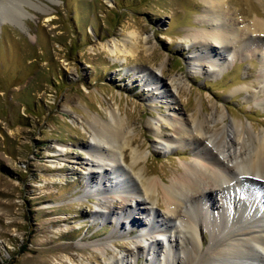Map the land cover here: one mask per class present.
I'll list each match as a JSON object with an SVG mask.
<instances>
[{"label": "rangeland", "instance_id": "374dc122", "mask_svg": "<svg viewBox=\"0 0 264 264\" xmlns=\"http://www.w3.org/2000/svg\"><path fill=\"white\" fill-rule=\"evenodd\" d=\"M9 2L0 10V21L5 20L0 26V264H165L149 242L150 236L158 239L157 230L145 231L134 222L131 232L123 211L114 207L119 195L127 196L123 192L107 188L114 215L93 217L102 210L92 197L98 190L88 189L94 183L85 166L92 143L85 122L95 113L104 117L119 109L137 140L134 147L147 154L137 171L171 179L185 163L202 157L186 145L185 150L170 147L147 127V122L162 124L165 134L174 135L167 104L177 108V119L223 111L225 123L252 125L264 134L258 82L264 74V38L252 34V42L231 53L216 48L222 64L216 71L203 58V68L192 62L202 50L185 39L209 31L199 25L206 10L200 0ZM226 8L227 19L240 30L257 19L264 23L263 0H227ZM131 34L139 35L131 41L138 46L135 56L112 55L109 49ZM143 69L158 83L144 78ZM178 82L179 97L172 88ZM59 150L61 157L55 155ZM120 164L133 176L121 159ZM160 209L154 211L162 215ZM198 231L210 242L209 229ZM195 241L202 251L209 245Z\"/></svg>", "mask_w": 264, "mask_h": 264}, {"label": "bare ground", "instance_id": "6f19581e", "mask_svg": "<svg viewBox=\"0 0 264 264\" xmlns=\"http://www.w3.org/2000/svg\"><path fill=\"white\" fill-rule=\"evenodd\" d=\"M200 1L206 4V10L199 25L209 27V31L188 33L185 38L202 50L198 55L200 58L192 59L199 68H203L200 62L203 58L208 60L211 69L220 70L222 64L217 62L220 54L216 53L220 46L231 53L235 49L242 50L246 41L252 42V34L264 38L263 21L254 20L240 30L229 20L230 16L227 19V0ZM9 3V0H0V10ZM4 22L0 21V26ZM138 39V34H131L121 41V45L115 43L109 50L115 56H135L138 46L131 41ZM222 60L224 62V58ZM158 71L163 75L162 69ZM141 73L144 78L158 83L153 73L145 69ZM258 82L264 93V74H259ZM180 84L172 86L178 97ZM171 97L177 104L178 98ZM167 105L172 112L168 125L174 135L165 134L166 128L162 124L155 127L147 122V127L170 147L185 150L188 146L194 155L199 153L202 157L199 162L185 163L171 179L165 173L147 178V170L137 171L147 154L139 146L134 147L137 140L130 137L129 126L119 109L107 112L104 117L98 113L88 117L85 123L90 126L92 143L87 151L90 159L86 160L85 166L91 169L88 179L94 183L88 189L94 192L96 187L98 190L96 193L100 195L91 196L96 198L97 207L103 212L95 211L93 217L114 215L112 203L106 196L109 188L114 193L119 191L127 195H119L114 207L123 211L121 218L131 223V232L134 222L144 226L145 231L157 230L158 239L150 236L149 242L155 253L164 256L165 264L169 261L172 264H264V134L258 133L252 125L225 123L223 111L215 110L208 118L194 114L177 119L174 117L178 115L177 108ZM55 155L61 157L63 153L59 150ZM120 159L133 176L125 171ZM110 171L118 180L110 175ZM117 181L121 182V187ZM237 188L240 194L235 192ZM155 208H161L162 215L157 214ZM199 227L210 230V242L198 231ZM160 239L164 240L162 245L167 251H162ZM195 239L201 245L209 243L205 251L198 247ZM145 249L142 246L139 252L144 253ZM102 252L106 255L108 249L104 247ZM176 254H181L184 260L176 259ZM125 256L132 258L133 251H125Z\"/></svg>", "mask_w": 264, "mask_h": 264}]
</instances>
